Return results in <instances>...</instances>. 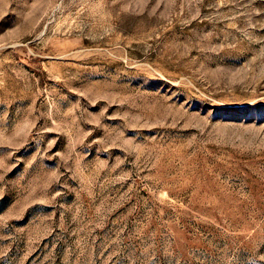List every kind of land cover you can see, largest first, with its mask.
<instances>
[{
  "label": "rangeland",
  "instance_id": "374dc122",
  "mask_svg": "<svg viewBox=\"0 0 264 264\" xmlns=\"http://www.w3.org/2000/svg\"><path fill=\"white\" fill-rule=\"evenodd\" d=\"M0 264H264V0H0Z\"/></svg>",
  "mask_w": 264,
  "mask_h": 264
}]
</instances>
